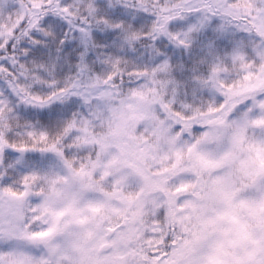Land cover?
Returning <instances> with one entry per match:
<instances>
[{"label": "snow or ice", "instance_id": "6c2138e0", "mask_svg": "<svg viewBox=\"0 0 264 264\" xmlns=\"http://www.w3.org/2000/svg\"><path fill=\"white\" fill-rule=\"evenodd\" d=\"M0 264H264V0H0Z\"/></svg>", "mask_w": 264, "mask_h": 264}]
</instances>
